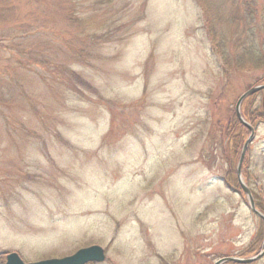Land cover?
Masks as SVG:
<instances>
[{
  "label": "rangeland",
  "instance_id": "rangeland-1",
  "mask_svg": "<svg viewBox=\"0 0 264 264\" xmlns=\"http://www.w3.org/2000/svg\"><path fill=\"white\" fill-rule=\"evenodd\" d=\"M199 15L194 0H0V264L91 244L101 264L263 248L223 180L239 152L219 124L264 68L225 76ZM246 105L264 113V90ZM240 173L264 215V123Z\"/></svg>",
  "mask_w": 264,
  "mask_h": 264
},
{
  "label": "trees",
  "instance_id": "trees-1",
  "mask_svg": "<svg viewBox=\"0 0 264 264\" xmlns=\"http://www.w3.org/2000/svg\"><path fill=\"white\" fill-rule=\"evenodd\" d=\"M199 8V20L211 52L219 59V66L224 75L231 71H252L264 68V0H194ZM217 2L223 4L219 9ZM226 3V5H225ZM264 75L248 84L247 87L263 83ZM247 98L241 106V114L246 121L255 125L264 123V113L246 105ZM230 114L219 124L220 142L224 153H238L248 130L235 118L232 109ZM235 169L229 165L223 176L227 187L244 196L236 179ZM227 264H237L227 262Z\"/></svg>",
  "mask_w": 264,
  "mask_h": 264
},
{
  "label": "water",
  "instance_id": "water-1",
  "mask_svg": "<svg viewBox=\"0 0 264 264\" xmlns=\"http://www.w3.org/2000/svg\"><path fill=\"white\" fill-rule=\"evenodd\" d=\"M262 89H264V84H260V85L250 87L245 92H243L237 98V100L235 102L234 112H235V116H236L237 120L240 123H242L243 125H245L250 130V134L247 137V139L245 140V142L243 143L242 148H241L240 157H239L237 169H236L237 180L239 182V185H240L242 191H244V193L248 199L249 208L253 211V213H255L257 216L261 217L264 221V216H262L254 208L253 199H252V196H251L249 189L244 185V183L240 179V163L242 161L245 149H246L248 143L250 142V140L254 134L253 128L248 123H246L243 120V118L241 117L240 104L246 96L253 94V93H255L259 90H262ZM263 253H264V248L258 254L254 255L252 257H247V258L222 257V258L217 259L213 264H221L225 261H234L236 263L246 264V263H250V262H253V261L259 259L263 255ZM104 259H105V253H104L103 248L99 245L94 244V245H90L87 247L79 248L74 253H72L71 255H68V256H64V257H60V258H49V259H44V260H40V261H36V262H28V263L23 262L16 252H10L6 255L5 264H86L87 262H102Z\"/></svg>",
  "mask_w": 264,
  "mask_h": 264
}]
</instances>
